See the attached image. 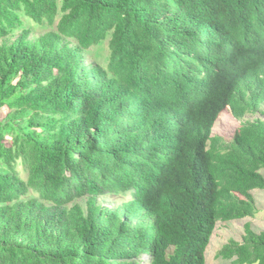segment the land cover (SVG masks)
Returning a JSON list of instances; mask_svg holds the SVG:
<instances>
[{
  "label": "trees",
  "instance_id": "trees-1",
  "mask_svg": "<svg viewBox=\"0 0 264 264\" xmlns=\"http://www.w3.org/2000/svg\"><path fill=\"white\" fill-rule=\"evenodd\" d=\"M0 39V264H206L256 215L264 118L212 130L263 114L264 0H0ZM244 231L217 257L264 264Z\"/></svg>",
  "mask_w": 264,
  "mask_h": 264
},
{
  "label": "rangeland",
  "instance_id": "rangeland-1",
  "mask_svg": "<svg viewBox=\"0 0 264 264\" xmlns=\"http://www.w3.org/2000/svg\"><path fill=\"white\" fill-rule=\"evenodd\" d=\"M31 27V36L34 38L38 37L40 34L47 30V28L39 26ZM16 33H18V31L10 34L5 38H9V41L11 42L16 37ZM2 42L3 41L0 39V44ZM107 42L108 41L106 40L99 46L90 48L86 55V59L88 60V62L97 61L104 66L107 64V61L109 59V49ZM6 113L7 111L0 110V118L4 117ZM255 118H264V108L263 114L259 113L256 115H246L243 119H236L231 113L230 107H228L219 115L213 127L212 135L221 136L226 142H229L232 139L236 129L242 122L253 120ZM19 170L21 171L22 177L25 178L26 171L23 169L22 165H19ZM261 172L264 176V169H262ZM252 193L254 196L255 204L258 208V212L254 217H247L244 219L227 222H218L212 234L210 243L206 249V264H232L230 260H225L217 257V253L222 248V246L225 245L230 239L242 241L243 235L245 233L244 226L246 223H250L251 227L256 232H264V190H253ZM127 199L128 198H122L117 195H104L98 198V203L100 205L109 206L110 208L114 209L118 205H121ZM86 200L87 198L82 197L77 199L75 202H78L84 209H86Z\"/></svg>",
  "mask_w": 264,
  "mask_h": 264
}]
</instances>
